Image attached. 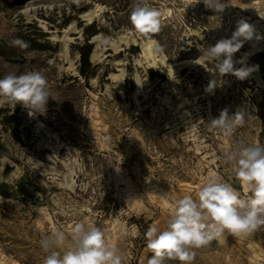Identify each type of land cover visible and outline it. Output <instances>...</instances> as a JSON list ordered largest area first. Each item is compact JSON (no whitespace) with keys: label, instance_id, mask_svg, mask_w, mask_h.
Segmentation results:
<instances>
[{"label":"rangeland","instance_id":"rangeland-1","mask_svg":"<svg viewBox=\"0 0 264 264\" xmlns=\"http://www.w3.org/2000/svg\"><path fill=\"white\" fill-rule=\"evenodd\" d=\"M136 3L0 0V78L40 71L51 96L31 116L0 97V264H43L41 239L77 222L99 227L122 264H147L145 233L167 228L175 200L195 198L211 176L250 195L224 157L242 143L264 145V0H229L222 13L203 0H147L161 13L160 31L147 35L130 23ZM241 20L254 33L234 66L251 71L222 79L204 52ZM223 109L245 115L229 137L209 129ZM194 251L192 264H264V226Z\"/></svg>","mask_w":264,"mask_h":264},{"label":"clouds","instance_id":"clouds-1","mask_svg":"<svg viewBox=\"0 0 264 264\" xmlns=\"http://www.w3.org/2000/svg\"><path fill=\"white\" fill-rule=\"evenodd\" d=\"M203 3L216 13H222L230 4L229 0L228 3L203 0ZM160 17V11L150 7L147 0H137L129 19L136 32L147 35L160 31ZM253 33L252 25L241 20L230 38H222L205 49L204 58L215 62L222 79L229 74L238 80L249 76L251 69L236 68L233 57L245 41L253 38ZM216 86L212 80L207 91H213ZM0 97L28 109L31 116L43 114L51 96L47 79L40 71L20 74L12 71L0 78ZM208 124L210 130L229 137L245 124V115L242 109L232 115L223 109ZM224 162L250 195L242 198L230 183L211 176L196 190L195 198L184 195L175 200L167 228L161 230L153 223L145 233L147 249L152 253L147 264L169 261L192 264L196 256L194 249L207 247L214 240L223 243L226 233L242 237L264 226V145L239 144L225 154ZM40 246L46 254L43 264H122L123 261L119 250L106 242L105 233L84 222L74 224L70 233L53 229L41 239Z\"/></svg>","mask_w":264,"mask_h":264},{"label":"trees","instance_id":"trees-1","mask_svg":"<svg viewBox=\"0 0 264 264\" xmlns=\"http://www.w3.org/2000/svg\"><path fill=\"white\" fill-rule=\"evenodd\" d=\"M95 22L92 21L90 22L88 25L85 26L84 28V33L87 36L89 35H93L96 33V30H95ZM41 28H38V31L40 32ZM87 39V38H86ZM91 48H92V45L91 43L87 42V40L84 41L83 44H81L78 48V53H79V73L83 76H87V72L88 70L90 69V61H89V56H90V53H91ZM258 55H263V53L261 54H258ZM1 111V109H0ZM15 114L12 113L10 114L8 117L5 116L3 118V121L6 122V123H12L15 121ZM152 253L149 252L148 253V256H147V259H149L151 257Z\"/></svg>","mask_w":264,"mask_h":264},{"label":"bare ground","instance_id":"bare-ground-1","mask_svg":"<svg viewBox=\"0 0 264 264\" xmlns=\"http://www.w3.org/2000/svg\"><path fill=\"white\" fill-rule=\"evenodd\" d=\"M150 43V42H149ZM150 45V44H149ZM144 46V45H143ZM146 46V45H145ZM254 46V45H253ZM149 47V46H148ZM147 52L150 54L151 53V49L149 48L148 50H147ZM145 54H146V52H145Z\"/></svg>","mask_w":264,"mask_h":264}]
</instances>
